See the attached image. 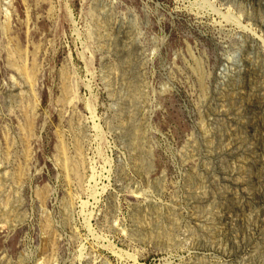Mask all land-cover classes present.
<instances>
[{
    "label": "rangeland",
    "instance_id": "1",
    "mask_svg": "<svg viewBox=\"0 0 264 264\" xmlns=\"http://www.w3.org/2000/svg\"><path fill=\"white\" fill-rule=\"evenodd\" d=\"M0 264H264V0H0Z\"/></svg>",
    "mask_w": 264,
    "mask_h": 264
},
{
    "label": "bare ground",
    "instance_id": "2",
    "mask_svg": "<svg viewBox=\"0 0 264 264\" xmlns=\"http://www.w3.org/2000/svg\"><path fill=\"white\" fill-rule=\"evenodd\" d=\"M212 6V5H211ZM214 11V10H213ZM243 24V23H242ZM255 34V33H254ZM224 68V67H223ZM98 128V127H97Z\"/></svg>",
    "mask_w": 264,
    "mask_h": 264
}]
</instances>
